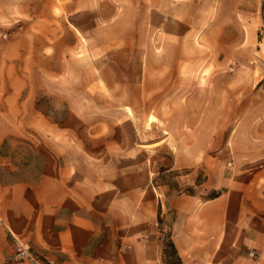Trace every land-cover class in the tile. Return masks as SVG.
Returning <instances> with one entry per match:
<instances>
[{
	"label": "rangeland",
	"instance_id": "rangeland-1",
	"mask_svg": "<svg viewBox=\"0 0 264 264\" xmlns=\"http://www.w3.org/2000/svg\"><path fill=\"white\" fill-rule=\"evenodd\" d=\"M262 105L264 0H0L1 186L50 159L107 264L144 234L150 264H180L168 198L219 196L246 153L263 168Z\"/></svg>",
	"mask_w": 264,
	"mask_h": 264
},
{
	"label": "crops",
	"instance_id": "crops-1",
	"mask_svg": "<svg viewBox=\"0 0 264 264\" xmlns=\"http://www.w3.org/2000/svg\"><path fill=\"white\" fill-rule=\"evenodd\" d=\"M262 160L259 154L246 153L239 163L231 162L234 172L222 183L226 190L213 199L168 198L175 214L170 230L180 264H264ZM49 164L50 159L42 183L36 186L14 182L3 189L0 181V257L7 259L4 264H31L13 259L14 236L51 264H107L106 250L116 247L114 237L102 236L104 228L90 217L94 216L90 211L88 215L75 212L83 202L51 181ZM238 175L249 178L239 183ZM6 188L10 198H6ZM148 238V234L141 235L129 245L128 254L138 257L137 264H150ZM117 251L120 264L125 252L123 248Z\"/></svg>",
	"mask_w": 264,
	"mask_h": 264
},
{
	"label": "built area",
	"instance_id": "built-area-1",
	"mask_svg": "<svg viewBox=\"0 0 264 264\" xmlns=\"http://www.w3.org/2000/svg\"><path fill=\"white\" fill-rule=\"evenodd\" d=\"M15 253L13 255V259L16 261H23V260H30L33 264H42L39 259L34 255V253L31 251L29 245L24 243L23 241L19 240L17 237H15ZM251 255L253 257H258L257 253L255 251L251 252ZM6 258L0 257V264H4L6 262Z\"/></svg>",
	"mask_w": 264,
	"mask_h": 264
},
{
	"label": "trees",
	"instance_id": "trees-1",
	"mask_svg": "<svg viewBox=\"0 0 264 264\" xmlns=\"http://www.w3.org/2000/svg\"><path fill=\"white\" fill-rule=\"evenodd\" d=\"M0 181L3 183V178H2L1 172H0Z\"/></svg>",
	"mask_w": 264,
	"mask_h": 264
}]
</instances>
